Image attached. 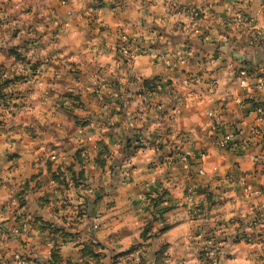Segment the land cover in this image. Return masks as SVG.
I'll list each match as a JSON object with an SVG mask.
<instances>
[{
  "label": "clouds",
  "instance_id": "9594fccd",
  "mask_svg": "<svg viewBox=\"0 0 264 264\" xmlns=\"http://www.w3.org/2000/svg\"><path fill=\"white\" fill-rule=\"evenodd\" d=\"M0 264H264V0H0Z\"/></svg>",
  "mask_w": 264,
  "mask_h": 264
}]
</instances>
